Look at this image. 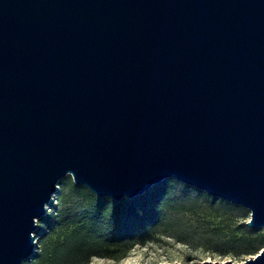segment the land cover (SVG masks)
I'll use <instances>...</instances> for the list:
<instances>
[{
	"label": "water",
	"instance_id": "95a60500",
	"mask_svg": "<svg viewBox=\"0 0 264 264\" xmlns=\"http://www.w3.org/2000/svg\"><path fill=\"white\" fill-rule=\"evenodd\" d=\"M68 174L115 202L174 178L264 227V0H0V264Z\"/></svg>",
	"mask_w": 264,
	"mask_h": 264
},
{
	"label": "rangeland",
	"instance_id": "374dc122",
	"mask_svg": "<svg viewBox=\"0 0 264 264\" xmlns=\"http://www.w3.org/2000/svg\"><path fill=\"white\" fill-rule=\"evenodd\" d=\"M125 199V198H123ZM151 215V230L141 238L122 244L112 255L100 236H85L82 222L93 212L100 228L115 201L98 197L66 175L36 220L34 253L23 264H60L70 242L78 237L84 245L75 261L79 264H202L204 260L242 262L264 248V227L247 224L250 210L240 204L215 197L174 178H165L133 199Z\"/></svg>",
	"mask_w": 264,
	"mask_h": 264
},
{
	"label": "trees",
	"instance_id": "16d2710c",
	"mask_svg": "<svg viewBox=\"0 0 264 264\" xmlns=\"http://www.w3.org/2000/svg\"><path fill=\"white\" fill-rule=\"evenodd\" d=\"M150 218L149 211L136 207L133 202L125 198L113 203L102 223V231L99 223L100 217L91 212L74 234H78V230L90 237L102 234V242L107 248L106 254L112 255L115 250L110 248L114 247L118 250L120 246H123L122 244H128L130 241L148 234L151 230V225H148ZM83 245L84 241L75 237L58 262L60 264H79V261H75V256Z\"/></svg>",
	"mask_w": 264,
	"mask_h": 264
}]
</instances>
